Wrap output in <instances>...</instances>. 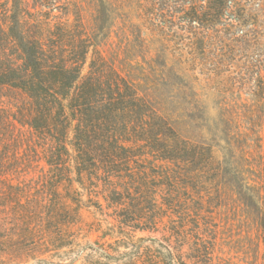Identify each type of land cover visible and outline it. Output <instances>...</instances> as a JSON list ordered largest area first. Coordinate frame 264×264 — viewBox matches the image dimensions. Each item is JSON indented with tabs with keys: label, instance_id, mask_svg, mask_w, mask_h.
Returning <instances> with one entry per match:
<instances>
[{
	"label": "trees",
	"instance_id": "16d2710c",
	"mask_svg": "<svg viewBox=\"0 0 264 264\" xmlns=\"http://www.w3.org/2000/svg\"><path fill=\"white\" fill-rule=\"evenodd\" d=\"M120 2L142 46L154 48L158 59L171 55L207 90L238 94L240 100L244 93L252 97L254 113L264 125L261 64L248 65V77L239 83L215 79L222 73L221 66L235 59L238 49L264 44V0ZM143 30L151 39L144 37ZM93 45L79 0H0V174H15L19 164L38 159L45 160L51 174L43 177L38 188L47 200L38 197L31 203L27 188L10 186L6 195L15 199L11 203L17 214L30 222L32 215L47 208L50 224L68 226L82 219L83 209H102L101 201L92 196L99 185L105 200L124 211L150 171L167 180L172 190L179 180L191 179L210 180L209 185L216 183L223 192L228 170L217 150L185 135V126L181 130L164 107L154 104L152 90L143 89L147 86L143 78L125 72L101 49L92 50ZM207 64L212 68L204 73L207 80L203 81L198 72L203 74ZM166 67L164 63L158 74L164 83L174 75L187 77ZM142 76L148 78L150 73ZM244 160L249 159L244 156ZM249 166L244 163L241 171L245 173ZM259 173L251 188L261 203L264 233V155ZM177 203L175 198L166 202L170 208ZM121 216V222L139 220ZM139 216L147 218L143 212ZM154 217L151 221L157 222ZM29 227L6 246L10 253L26 255L21 242L26 238H42L47 240L44 245L56 248L67 247L71 243L67 241L74 239L57 234L54 240L58 242L53 243L48 233ZM195 250H201L199 244ZM168 251L172 264H188ZM196 257L195 263L212 264L208 249Z\"/></svg>",
	"mask_w": 264,
	"mask_h": 264
},
{
	"label": "rangeland",
	"instance_id": "374dc122",
	"mask_svg": "<svg viewBox=\"0 0 264 264\" xmlns=\"http://www.w3.org/2000/svg\"><path fill=\"white\" fill-rule=\"evenodd\" d=\"M120 1L123 0H79L84 25L94 41L92 50L101 49L119 68L143 78L147 84L143 89L152 90L154 104L164 107L181 130L185 126V135L211 144L228 170V185L221 192L216 183L209 185L210 180L199 183L183 179L172 190L167 180L158 179L156 172L150 171L146 174L148 179L133 191L135 196L124 211L105 200L99 185L92 196L101 201L102 209H83L79 222L68 226L64 222L50 224L51 213L41 208L42 214L32 215L30 223L17 214L16 205L11 203L15 199L8 198L6 192L10 186L24 187L30 192L31 203L38 197L41 199L44 190L38 188L44 176L51 177L50 166L44 159L19 164L15 174H0V244L4 245L0 247L4 248L0 264H172L168 249L174 251L177 261L188 264H201L194 260L204 249L211 253L212 264H264L261 203L251 188L261 175L264 125L254 113L253 98L244 93L240 100L238 94L207 90L171 55L158 59L154 48L142 46L137 34L131 31ZM134 21L139 23L137 19ZM255 28L259 30L258 25ZM144 37L151 39L145 31ZM242 49H238L233 61L221 66L222 73L216 80L239 83L247 79L248 65L257 62L264 68V44ZM164 63L167 69L176 68L187 77L174 75L164 83L158 76ZM203 68L198 78L205 81L204 73L209 74L208 68L212 66L207 64ZM144 72H149L150 77L142 76ZM244 156L249 160L245 161ZM244 163L250 165L245 173L241 171ZM55 181L52 183L57 184ZM49 185L50 181L45 182V190ZM59 190L64 192L62 187ZM169 198L178 200L176 208L167 206ZM42 199L47 200V196ZM84 199H89L87 194ZM142 212L147 218L139 216ZM124 214L139 220L121 222L124 217L120 215ZM151 216L157 222H152ZM39 219L42 221L38 222ZM28 226L29 230L48 233L53 243L58 242L54 240L57 234L71 235L74 239L67 241L71 242L67 247L56 248L44 245L47 240L42 238H26L21 242L28 253L15 256L6 246ZM197 244L201 249L198 252Z\"/></svg>",
	"mask_w": 264,
	"mask_h": 264
}]
</instances>
